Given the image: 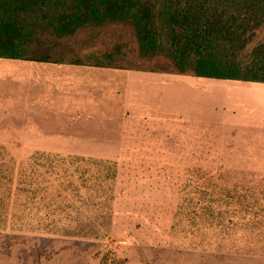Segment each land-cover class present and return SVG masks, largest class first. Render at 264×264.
<instances>
[{"label": "rangeland", "instance_id": "obj_1", "mask_svg": "<svg viewBox=\"0 0 264 264\" xmlns=\"http://www.w3.org/2000/svg\"><path fill=\"white\" fill-rule=\"evenodd\" d=\"M58 46L54 56L75 61L178 69L165 49L142 55L127 23L80 29ZM240 58L249 61V50ZM137 127L118 148L0 146V162L22 169L10 204L0 202V264H264V171L244 162L241 142L221 139L218 125ZM47 154L103 164L55 181L49 172L59 169Z\"/></svg>", "mask_w": 264, "mask_h": 264}, {"label": "crops", "instance_id": "obj_2", "mask_svg": "<svg viewBox=\"0 0 264 264\" xmlns=\"http://www.w3.org/2000/svg\"><path fill=\"white\" fill-rule=\"evenodd\" d=\"M164 120L218 125L264 171V82L0 58V140L16 142L2 147H124L137 125Z\"/></svg>", "mask_w": 264, "mask_h": 264}, {"label": "trees", "instance_id": "obj_3", "mask_svg": "<svg viewBox=\"0 0 264 264\" xmlns=\"http://www.w3.org/2000/svg\"><path fill=\"white\" fill-rule=\"evenodd\" d=\"M114 23L132 26L142 55L165 49L178 66L171 73L264 82V40L257 41L264 31V0H0V58L80 63L54 56L61 40ZM248 50L250 59L243 61L240 56ZM46 156L59 169L49 172L55 181L59 174L70 177L80 167L103 164L75 155ZM17 166L0 162V185L6 190L0 202L8 205L14 180L22 174ZM2 221L0 209V227Z\"/></svg>", "mask_w": 264, "mask_h": 264}]
</instances>
